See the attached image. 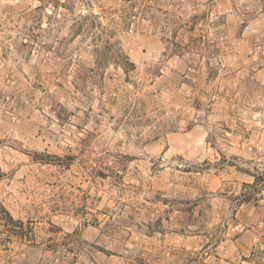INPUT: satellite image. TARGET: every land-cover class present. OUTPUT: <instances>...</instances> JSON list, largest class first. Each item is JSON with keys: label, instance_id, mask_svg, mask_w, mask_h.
<instances>
[{"label": "rangeland", "instance_id": "374dc122", "mask_svg": "<svg viewBox=\"0 0 264 264\" xmlns=\"http://www.w3.org/2000/svg\"><path fill=\"white\" fill-rule=\"evenodd\" d=\"M261 173L264 0H0V264H264Z\"/></svg>", "mask_w": 264, "mask_h": 264}, {"label": "trees", "instance_id": "16d2710c", "mask_svg": "<svg viewBox=\"0 0 264 264\" xmlns=\"http://www.w3.org/2000/svg\"><path fill=\"white\" fill-rule=\"evenodd\" d=\"M254 178L255 181L252 184L244 185L245 191L240 197H237L240 203H251L259 200L258 196H261L262 191H264V173L254 176Z\"/></svg>", "mask_w": 264, "mask_h": 264}]
</instances>
